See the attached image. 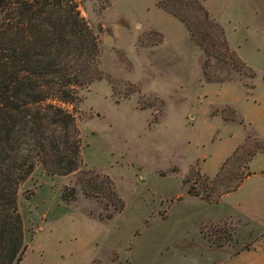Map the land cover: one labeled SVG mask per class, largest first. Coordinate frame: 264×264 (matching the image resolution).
Instances as JSON below:
<instances>
[{"label": "rangeland", "instance_id": "1", "mask_svg": "<svg viewBox=\"0 0 264 264\" xmlns=\"http://www.w3.org/2000/svg\"><path fill=\"white\" fill-rule=\"evenodd\" d=\"M165 1L75 0L103 78L63 105L78 170L36 166L18 188L19 264H226L264 231V154L248 165L264 152V0H197L229 52L190 0ZM100 181L121 211L87 194Z\"/></svg>", "mask_w": 264, "mask_h": 264}, {"label": "trees", "instance_id": "2", "mask_svg": "<svg viewBox=\"0 0 264 264\" xmlns=\"http://www.w3.org/2000/svg\"><path fill=\"white\" fill-rule=\"evenodd\" d=\"M189 2L229 52L220 26L197 0ZM160 6L215 57L181 15L164 2ZM100 43L75 0H0V264H19L26 250L17 207L20 184L36 166L49 176H66L80 166V131L63 105L73 103L80 88L103 78L97 68ZM249 175L247 171L231 191ZM99 183L89 185L87 194L101 197L107 189L113 196L110 205L121 211L123 203L109 181ZM73 194L62 193V201L69 202Z\"/></svg>", "mask_w": 264, "mask_h": 264}, {"label": "crops", "instance_id": "3", "mask_svg": "<svg viewBox=\"0 0 264 264\" xmlns=\"http://www.w3.org/2000/svg\"><path fill=\"white\" fill-rule=\"evenodd\" d=\"M264 154L263 153H257L251 161L257 157V155ZM251 161L249 163H251ZM251 174L247 177L249 178ZM246 178V179H247ZM242 181L240 185L233 191L223 194L220 197V201H222L225 198H228L230 195L236 193L237 191L241 190L248 181ZM264 191V190H263ZM264 193V192H263ZM250 242H248L249 248L241 250L240 252H237L236 254H233L231 257L225 258L226 264H264V231L259 233L258 236H254L252 239H248ZM237 244V243H235Z\"/></svg>", "mask_w": 264, "mask_h": 264}]
</instances>
